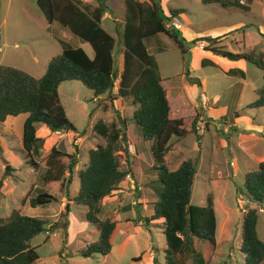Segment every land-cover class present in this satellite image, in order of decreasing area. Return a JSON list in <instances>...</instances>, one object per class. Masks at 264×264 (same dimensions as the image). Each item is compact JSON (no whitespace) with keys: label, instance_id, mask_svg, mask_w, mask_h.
I'll return each instance as SVG.
<instances>
[{"label":"rangeland","instance_id":"rangeland-1","mask_svg":"<svg viewBox=\"0 0 264 264\" xmlns=\"http://www.w3.org/2000/svg\"><path fill=\"white\" fill-rule=\"evenodd\" d=\"M77 1L90 8L98 4L97 0ZM160 2L167 11L173 7L184 9L182 17H179V22L183 24L182 31L179 30L184 51L165 33L145 39L148 51L156 60L159 75L165 78L163 84L172 116L194 114L197 108L194 104L200 110L206 108L199 113L203 117L196 132L189 133L179 141L175 138L171 140L170 149L164 156L165 162L169 169H175L182 159L191 157L196 160L191 204L204 205L206 194L213 195L217 245L209 264H244L240 243L242 207L246 203L257 209L256 230L264 241V202H248L243 186L244 173L256 168L264 160V106L250 107V102L256 97L254 89L262 84V71L245 61V77L241 78L237 73H225L223 66L215 67L216 64L207 59L202 60L203 65L189 69L187 65L193 55L187 48L193 45L190 43L193 38L218 37L220 40L216 45L226 49L229 47L232 52L256 45L257 51L264 53V31L257 29V23L264 28V0H252L249 11L217 3L203 4L200 0ZM107 3L109 8L100 24L116 40L114 60L118 64L123 52L120 43L123 4L121 0H107ZM50 25L51 28H48L36 0H0V66L17 67L39 77L44 73L48 60L61 51L59 36L73 46L81 43L67 28L54 23ZM223 35L227 37L222 40ZM157 36L161 39L158 44L155 43ZM187 37L189 40H186ZM221 62L225 63V60ZM235 68L238 67L229 70ZM188 77L204 81L203 86L196 80L195 83L189 81ZM112 92L115 93V90ZM203 94L208 97L205 104L201 102ZM58 96L67 117L80 133L62 131L55 134L50 133L43 124H39L40 128L36 126V132L41 135L45 130L49 132L48 137L43 138L44 143L40 144L38 154L33 156L37 168L27 162L29 157L25 156V151L19 150L22 145L18 132L21 131L20 118L11 121L10 126L4 121L0 122V217L7 218L15 208L27 215L49 219L46 230L30 240L39 254L37 264H152L153 258L161 259L162 264H165L166 243L161 222L156 220L147 224L142 218L153 212L157 197L151 182L156 179L157 173L149 169L154 163L151 141L142 137L135 123H130L136 105L130 98L111 101L107 93L94 96L92 90L78 80L61 82ZM219 105H225L228 112L218 119L214 118L213 123L203 113L207 107ZM98 120L105 123L114 121L120 134H126L125 139L118 140L116 152L120 167L129 171L131 177H125L123 180L126 181L121 186L101 200L99 217H109L116 222L110 234L113 249L105 256L98 253L83 256L79 251L97 239L98 231L94 224L85 220L87 209L76 204L73 196L79 187L77 171L86 164L88 150L106 141L94 128ZM228 120L230 123L240 121L241 124L223 132L224 122L229 124ZM206 121L209 124L207 131L204 126ZM129 124L131 126L128 129ZM52 146L62 151L60 161L67 164L69 156L76 154L77 163L70 175L65 172L62 182L44 183L42 175L47 168L45 158ZM129 146L135 152H130ZM46 189L56 195L57 202L36 207L27 202L21 204L27 191L30 196H34ZM68 211L69 225L71 223L68 226L72 236L69 239L67 237V242L61 247L63 238L53 225L62 226V214ZM124 238L125 241L121 243ZM199 240L202 246L205 240ZM194 243L198 245L199 241L193 238ZM197 250H200V246ZM196 254L186 258L184 264H200ZM138 255L141 258L132 261V257ZM259 264H264V260Z\"/></svg>","mask_w":264,"mask_h":264},{"label":"trees","instance_id":"trees-1","mask_svg":"<svg viewBox=\"0 0 264 264\" xmlns=\"http://www.w3.org/2000/svg\"><path fill=\"white\" fill-rule=\"evenodd\" d=\"M200 1L203 4L217 3L224 7H238L249 11V3L252 0ZM36 2L48 24L54 23L67 28L82 42L89 43L93 56H89L82 46L67 44L58 37L62 45L61 51L48 60L41 76L35 77L13 66H0V122L8 115L27 113L22 126V148L19 150L25 151V156L29 157L27 162L37 168V161L33 156L38 154L40 144L43 143V138L36 134L37 123L43 124L50 133H80L67 117L59 100L58 86L61 82L78 80L92 90L94 96L107 93L111 101L130 98L136 105L132 120L138 126L142 137L152 143L154 163L149 169L157 173L156 179L151 182L157 198L153 203V212L145 216L144 221L147 224L156 220L161 222L166 243L165 264H184L186 258L195 253L200 264H209L217 245L213 195L206 194L204 205L191 204L196 160L187 157L175 169H169L164 157L173 138L179 141L199 129L200 114L196 110L192 115L172 116L156 60L148 51L145 42L149 36L165 33L184 51L180 30L167 25L173 17H179L184 9L169 8L166 14L160 0H121L123 21L120 43L123 47V64L119 70L112 54L116 40L100 24L109 8L107 0H97L98 4L93 8L82 6L77 0ZM219 40L218 37H196L191 39L190 43L203 42L204 48L219 56L230 60L244 59L258 67L262 71L263 81L254 89L256 97L250 102V107L264 106V53L257 51L256 46L241 52H232L222 45H216ZM228 73L245 77V72L239 68L228 70ZM116 79L117 90L113 93ZM116 112L119 116L117 109ZM94 128L106 141L88 150L86 164L77 171L79 187L73 196L76 204L87 209L85 220L94 224L98 231L97 239L79 251L83 256L95 253L105 256L111 251L110 234L116 222L109 217H99L100 202L117 188L129 172L120 167L116 152L118 140L125 139L126 134H120L114 121L105 123L98 120ZM62 154L57 147H51L45 158L47 168L42 175L44 183L62 182L65 172L68 175L72 173L77 163L76 154L69 156L67 164L60 161ZM243 186L248 202H264V160H261L256 168L244 173ZM26 202L32 207L46 206L57 202V197L47 189L40 190L34 196H30L27 191L21 199V204ZM242 208L244 211L241 220L240 250L244 254V264H259L264 260V241L259 238L256 230L257 209L249 206V203ZM69 211L62 214V226L53 225L63 238L61 247L67 242ZM48 220L21 213L20 209L15 208L7 218L0 217V264H37L39 254L30 240L46 230ZM193 238L199 241L198 245L193 244ZM199 239L205 240L202 246ZM198 246L200 250H197ZM140 258L139 255L133 256L132 261ZM152 264L159 262L153 258Z\"/></svg>","mask_w":264,"mask_h":264},{"label":"crops","instance_id":"crops-1","mask_svg":"<svg viewBox=\"0 0 264 264\" xmlns=\"http://www.w3.org/2000/svg\"><path fill=\"white\" fill-rule=\"evenodd\" d=\"M141 1H145V0H141ZM162 2V1H161ZM164 8V7H163ZM173 8H175V7H173ZM164 10H165V8H164ZM167 10H165V13H168V11L166 12ZM105 14H106V12L104 13V16H105ZM181 16H179L180 18L182 17V15H183V13H181L180 14ZM183 19V18H182ZM178 20L180 21V19L178 18ZM181 23V22H180ZM47 24H48V22H47ZM257 25H258V27H257V29H258V31H264V28H263V26L260 24V23H257ZM48 28H51V25L50 24H48ZM182 28H183V24H181V26H180V30L182 31ZM60 37V36H59ZM223 37L225 38V37H227V35H223L222 36V40H223ZM60 38H62V37H60ZM63 39V38H62ZM160 40L161 39H159V36H157V41L155 42V43H159L160 42ZM186 40H189V37H187V39ZM222 44H223V42H222ZM79 46H82L83 48H84V50L87 52V54L89 55V56H93V50H92V47L90 46V44L89 43H87V42H82L81 41V43H79L78 44ZM226 45V44H225ZM253 46H256V45H253ZM252 46V47H253ZM115 47V46H114ZM245 49L246 48H249V47H244ZM188 50H189V52H191V54L193 55V58H192V61L190 62V63H188V65H187V67H189V69H191V68H193V67H197V66H199V65H203V63H202V60H204V59H207L208 61H210V62H212L213 64L215 63L216 65H215V67L216 66H223L224 67V71H225V73H226V71H228L230 68H233V67H238L239 69H241V70H245V67H246V62H245V60L244 59H237V60H228V59H226V58H222V57H220L219 55H217V54H215L213 51H211V50H209V49H206V48H204V46H203V43H197V44H193L192 46H190V47H188L187 48ZM228 49H229V47H228ZM230 50V49H229ZM242 50H244V49H242V48H240V49H238L236 52H241ZM112 54H113V56H114V54H115V49H113V51H112ZM196 54H198V57H196ZM221 60H225V63H223V62H221ZM120 62L118 63V64H116L117 65V67H118V69L120 70L121 68H122V64H123V54L121 53V56H120V60H119ZM182 67V66H181ZM245 72V71H244ZM181 73V72H180ZM183 75H185V73L183 74ZM238 77H240L239 75H238ZM162 78V80H161V83H162V85H163V87L164 88H166L165 86H164V84H163V80L165 79V78H163V77H161ZM241 78H244V77H241ZM167 80V79H166ZM188 80H189V77H188ZM64 82V81H63ZM194 83H195V81H193ZM196 82L202 87L203 86V84H204V81H202V80H200V79H198V80H196ZM181 85H183L182 83H181ZM179 87V86H178ZM172 88V87H171ZM174 88H176V87H174ZM166 90V89H165ZM166 94H167V92H166ZM205 95V94H204ZM100 96V95H99ZM206 96V95H205ZM207 97V96H206ZM168 98V97H167ZM121 99V98H120ZM207 99H208V97H207ZM122 100V99H121ZM190 103H191V101H189ZM197 108H196V110H198V111H200L201 113H202V110H200V107H198L197 106V104H194ZM260 107H262V106H260ZM259 108V107H258ZM206 110V108L204 107V110L203 111H205ZM133 112V111H132ZM172 112V111H171ZM214 112H215V114H214ZM228 112V108L224 105V106H217V107H207V111L205 112V113H203V115H205L208 119H210V121L211 122H213L214 123V118L215 119H218L221 115H225L226 113ZM227 115V114H226ZM26 116H27V113H19V114H17V115H8L7 117H6V119L4 120V123H6V124H8V126H10L11 125V121H14V119H16V118H20V120H19V126L21 127V131L20 130H18V132H20V136H22V126H23V122H24V120H25V118H26ZM201 117H203L202 115H200V121H201ZM199 121V122H200ZM131 124L132 123H134L133 121L132 122H130ZM225 124L223 125V129H222V131L223 130H231V127H235L236 125H238V124H241L240 123V121H234V122H231L230 123V121L228 120V123L229 124H227L226 122H224ZM39 124H41V123H37V127L39 126ZM131 124H129L128 126H127V128L129 129V127L131 126ZM204 126H205V128H206V131L209 129V124L207 123V121L204 123ZM11 127H13V126H11ZM229 127H230V129H229ZM38 128H40V127H38ZM225 131H223V132H225ZM49 132L47 131V130H45V131H43V133H42V135L38 132H36V134L40 137V136H42V138H45L46 139V137H48V134ZM52 133H54V132H52ZM55 134H56V132H55ZM44 143V142H43ZM21 148H22V145H21ZM20 148V149H21ZM183 160V159H182ZM181 160V161H182ZM180 161V162H181ZM179 165V164H178ZM177 165V166H178ZM126 180H123L122 182H120L119 184H118V186H121L122 184H123V182H125ZM101 203V202H100ZM141 212H143V210L141 211ZM149 215H151V214H149ZM144 217H145V215H143ZM144 217H142V218H144ZM143 221V220H142ZM70 225H71V223H70ZM69 225V226H70ZM69 226H68V228H67V230H68V239L72 236V234H71V231H70V229H69ZM73 236H74V233H73ZM127 237V236H126ZM125 241V238L123 239V241L121 242V243H123ZM111 243H112V241H111ZM32 245V244H31ZM165 246V245H164ZM113 249V244H112V248H111V250ZM109 254V253H108ZM156 259V258H155ZM158 262H159V264H162V261H161V259H158Z\"/></svg>","mask_w":264,"mask_h":264},{"label":"built area","instance_id":"built-area-1","mask_svg":"<svg viewBox=\"0 0 264 264\" xmlns=\"http://www.w3.org/2000/svg\"><path fill=\"white\" fill-rule=\"evenodd\" d=\"M167 25L174 26L175 28H179L181 26V23L179 22L177 17H173L172 20ZM201 100L204 103L206 100V96L203 95ZM126 177H130V175L126 174Z\"/></svg>","mask_w":264,"mask_h":264},{"label":"clouds","instance_id":"clouds-1","mask_svg":"<svg viewBox=\"0 0 264 264\" xmlns=\"http://www.w3.org/2000/svg\"><path fill=\"white\" fill-rule=\"evenodd\" d=\"M166 14H167V13H166ZM177 18H179V17H177ZM179 28H180V27H179ZM179 28H177V29H179ZM201 43H203V42H201ZM122 51H123V50H122ZM197 80H198V79H197ZM117 84H118V79L115 80V85H116V86L114 85L115 88H113V89L115 90V92H116V90H117ZM203 95H204V94H203ZM203 95H202V96H203ZM202 96H201V98H202ZM204 96H205V95H204ZM206 101H207V97H206L205 102H206ZM201 102H202V100H201ZM205 102H204V103L202 102V103L205 104ZM132 113H133V112H132ZM199 113H200V111H199ZM123 120H124V119H123ZM131 121H132V120H131ZM201 121H202V117H201ZM199 127H200V122H199ZM56 132L59 133L60 131H56ZM128 148H129V151H130V152H135V151H133V149L131 150V146H129ZM126 174H129V175H130L129 172L126 173ZM125 177H126V175H125ZM130 177H131V176H130ZM127 178H129V177H127ZM243 210H244V209H243Z\"/></svg>","mask_w":264,"mask_h":264},{"label":"water","instance_id":"water-1","mask_svg":"<svg viewBox=\"0 0 264 264\" xmlns=\"http://www.w3.org/2000/svg\"><path fill=\"white\" fill-rule=\"evenodd\" d=\"M194 80H197V78H191V77H189V81H194Z\"/></svg>","mask_w":264,"mask_h":264}]
</instances>
